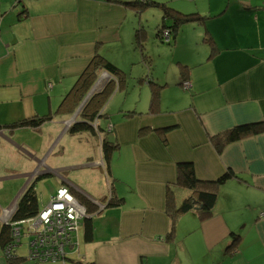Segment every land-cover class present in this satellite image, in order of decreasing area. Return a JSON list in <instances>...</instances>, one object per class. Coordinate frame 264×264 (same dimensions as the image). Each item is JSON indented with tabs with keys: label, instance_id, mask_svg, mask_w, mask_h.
Wrapping results in <instances>:
<instances>
[{
	"label": "crops",
	"instance_id": "0c3cea01",
	"mask_svg": "<svg viewBox=\"0 0 264 264\" xmlns=\"http://www.w3.org/2000/svg\"><path fill=\"white\" fill-rule=\"evenodd\" d=\"M124 1L131 0H0V225L34 178L37 191L39 180L52 174L56 190L66 184L89 204L92 225L91 239H84L82 225L78 250H67L63 260L29 262L20 248L7 258L0 243V264H264V131L220 150L213 143L235 125L264 123V0H161L200 15L179 25L173 44L161 45L172 53L163 74L146 48L141 11L129 17ZM162 17L163 11L156 32L162 21L170 23ZM126 21L144 27V48L134 45L130 28L133 48L118 56L126 61L109 60L123 69L122 78L99 68L84 96L114 80L92 122L101 131L71 134L84 101L62 103L64 96L96 54L106 55L105 44L121 45ZM172 65L175 76L168 78ZM151 82L160 85L152 110ZM45 115L38 128L12 126ZM22 134L30 139L21 142ZM65 135L80 145L70 162L55 168L45 161ZM104 136L117 143L108 174L101 168ZM4 154L14 162L3 163ZM228 170L238 176L216 187L207 218L190 209L172 221L195 179L214 180ZM56 190L38 199L39 207ZM110 195L122 202L100 209ZM233 233L240 239L227 251Z\"/></svg>",
	"mask_w": 264,
	"mask_h": 264
},
{
	"label": "trees",
	"instance_id": "16d2710c",
	"mask_svg": "<svg viewBox=\"0 0 264 264\" xmlns=\"http://www.w3.org/2000/svg\"><path fill=\"white\" fill-rule=\"evenodd\" d=\"M153 2L155 1L132 0V1H124L123 3L133 6H137L138 3H140L142 7H147L153 4ZM157 4H160L163 11V17L169 18L170 23L167 24L165 21H162L161 25L159 26L156 32V36L163 41V38L161 37L162 30L168 28L170 34L172 35L167 43H171L173 41L174 34L176 33L177 28L179 27L180 24L189 21H194L195 19L197 20L198 18H200V15L194 12L183 13L176 9H173L172 7L167 6L164 3L157 2ZM163 17L162 19L165 20ZM145 37H146L145 29L141 24H139L134 31V39H133L134 45H136L141 50H143L144 48L143 42L145 40ZM205 39L208 41L211 40L210 38H205ZM99 68L103 69L110 75L115 76L116 78L118 77V79H121L122 78L121 75L124 74L123 71L120 68H118L115 64H113L111 61L101 56V54H96L93 57V59L89 62V64L79 74L73 86L64 96L62 103L71 98L73 99L74 106L80 103L84 98V96L87 94V91L89 90L91 85L93 84V81L97 76L96 72L97 70H99ZM114 85H115L114 80L108 79L99 90L93 91L88 96V98L84 101L81 109L79 110V116L81 117L80 120L75 121L69 126L68 128L69 133L76 134L81 132H94V131L98 132V130L101 131L100 125L94 126L92 122L96 116L99 117L100 115H102L101 113H99V110L101 106L108 100V98L112 94L114 90ZM150 85H151L150 109L152 110L155 108L157 104V96H158L157 89L159 88L160 85L154 82H151ZM92 107L93 110L89 111V109ZM48 119H49L48 115L27 118V119H23L22 121L14 123L12 126H31L33 128H38L45 120ZM110 130L111 129H108V131ZM262 131H264V123L262 121L235 125L229 129H226L225 131L216 134L213 138V143L217 148V150H220L226 143L239 140L245 136L258 134ZM116 148H117V143L114 140H111L106 136L102 138L101 168L105 170L107 174L109 170L108 163L111 154L114 150H116ZM232 176H238V175L228 170L214 180L195 179L193 185L190 188L191 191L190 194L183 199V201L179 204V206H177L176 209L173 210V214H171L172 221L175 220V217L178 213L190 209H193L197 213L200 219L207 218L211 214L213 205L217 198L216 187ZM36 179L37 178H34L18 197L15 208L10 216L11 222L31 217L38 212L39 202L35 187ZM177 183L186 186L187 185L186 178L179 176L177 179ZM109 188H112V184L109 186ZM107 198L108 199L105 200L108 202L107 206L117 205L122 202V198H118L113 195H110ZM79 201L85 202L84 199L82 198ZM168 204H170L169 201ZM84 205L87 209V212L91 213L88 210L89 208H87L89 204L85 203ZM82 225H83L84 239L90 240L92 237V225L90 219H84ZM9 233H10L9 223L6 224L2 223V225H0V243L2 247L8 241ZM239 239H240V235L237 233H233L231 235V242L227 246L226 250L230 251L231 249L235 248L236 244L239 242Z\"/></svg>",
	"mask_w": 264,
	"mask_h": 264
},
{
	"label": "built area",
	"instance_id": "2783aa9c",
	"mask_svg": "<svg viewBox=\"0 0 264 264\" xmlns=\"http://www.w3.org/2000/svg\"><path fill=\"white\" fill-rule=\"evenodd\" d=\"M19 1V0H16ZM163 41L171 38L169 29L162 30ZM182 85L188 86L187 80ZM94 126L96 123L94 122ZM108 129H111L109 127ZM88 215L85 205L71 192L66 184L43 203L38 212L28 218L11 222L9 239L2 247L7 258L16 256V249L26 237V256L29 262L57 261L66 257L67 250H78L79 230L84 217ZM27 224L24 231L20 225Z\"/></svg>",
	"mask_w": 264,
	"mask_h": 264
},
{
	"label": "rangeland",
	"instance_id": "374dc122",
	"mask_svg": "<svg viewBox=\"0 0 264 264\" xmlns=\"http://www.w3.org/2000/svg\"><path fill=\"white\" fill-rule=\"evenodd\" d=\"M111 1H117V0H111ZM132 1V0H131ZM155 2H153V4L147 6V7H142V5L140 3H138L137 6H133V5H127L124 4L125 6H129V8L132 10V12L130 13L129 17L134 16L135 11L140 12L141 11V16L143 18L144 24L147 25L146 27V31L148 32V40H147V45L146 48L149 50L150 54H152L154 56V65H155V71L156 73H160L163 74V71L166 70V62L172 58V53L170 50H167L166 48H162L161 45H163L164 47H168L169 44H173V42L171 43H166L164 41H162L161 39L156 37V28H157V24L160 23L161 21V15H162V10H161V6L158 3H162L161 0H153ZM136 21V20H135ZM169 22V21H168ZM137 25V24H135ZM145 25V26H146ZM138 26V25H137ZM130 28H134L133 31H135V26L133 27V25L131 26L130 23L128 21H126L124 23V25L122 26V33H123V41L121 42V45H117L116 44H105L104 47L102 48L103 52L106 53V55L102 56H107L105 57L106 59L110 60H114V62H119L120 64H123L126 60L124 57V60H120L118 58L119 55L125 56L128 55L129 53V49L133 48V43H132V39L129 38V31ZM168 29V28H167ZM153 42H152V39ZM152 42V43H151ZM139 50V49H138ZM159 55V58H156V56ZM131 58V57H130ZM130 63V62H129ZM128 63H126L125 65H127ZM173 65L171 67L167 68L166 73L168 74V78L169 77H174L175 76V69L172 68ZM172 68V69H171ZM123 70V69H122ZM107 77L105 76V78L103 80H106ZM160 82H162V84L165 82L164 81V77H161V80H159ZM137 86V82L136 79L134 80V83L131 84V86ZM138 91V90H137ZM133 95H137V92L134 91ZM88 98V96L83 98V101H85ZM76 111V110H75ZM44 130V129H43ZM46 131H42V133H38V135H45ZM21 142H23L24 140H29L30 137L27 135H23L20 137ZM72 137L65 135L64 137H61L58 140V145L60 147L63 148L62 152H57V149L59 148L56 147L53 152L50 154V157L48 159H46L45 163L48 162H52L55 164V168H59L64 166V163L66 161L70 162L71 160V156L73 154V156H75L77 154L78 151V145H80L75 139L71 140ZM24 147H26V145H23ZM49 150V147L47 149H45V152L42 154V156L44 157L45 153H47ZM4 158L2 159L3 163H9V162H14L13 159H11L9 157V155L4 154ZM45 159V158H44ZM19 162V161H17ZM1 163V161H0ZM52 167V168H53ZM70 173H73L74 171H68ZM78 173V171H76ZM76 173V174H78ZM57 175H51V176H47L44 179H41V181L39 180L38 184H37V196L38 199H44L49 196V194H51L53 191L56 190V185H57ZM82 177H84V175H82ZM43 197V198H42ZM21 227V231L23 232L24 229L27 227V224L22 223L20 225ZM27 238L23 237L22 238V242L26 243ZM20 248L19 251L21 252H25V247L23 245V243L18 247Z\"/></svg>",
	"mask_w": 264,
	"mask_h": 264
},
{
	"label": "water",
	"instance_id": "95a60500",
	"mask_svg": "<svg viewBox=\"0 0 264 264\" xmlns=\"http://www.w3.org/2000/svg\"><path fill=\"white\" fill-rule=\"evenodd\" d=\"M107 201H105V202H102V204L100 205L101 207H100V209H103L104 207H106L107 206ZM90 216L89 215H87V216H85L84 217V219H87V218H89Z\"/></svg>",
	"mask_w": 264,
	"mask_h": 264
}]
</instances>
